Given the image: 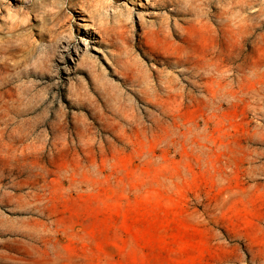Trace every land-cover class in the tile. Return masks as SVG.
Returning <instances> with one entry per match:
<instances>
[{
  "label": "rangeland",
  "instance_id": "rangeland-1",
  "mask_svg": "<svg viewBox=\"0 0 264 264\" xmlns=\"http://www.w3.org/2000/svg\"><path fill=\"white\" fill-rule=\"evenodd\" d=\"M0 264H264V0H0Z\"/></svg>",
  "mask_w": 264,
  "mask_h": 264
},
{
  "label": "bare ground",
  "instance_id": "bare-ground-1",
  "mask_svg": "<svg viewBox=\"0 0 264 264\" xmlns=\"http://www.w3.org/2000/svg\"><path fill=\"white\" fill-rule=\"evenodd\" d=\"M88 1H89V0H88ZM82 5H83L82 7L84 8V7H85V4H84L83 2H82ZM86 5H87V4H86ZM87 7H89V6H87ZM84 9H85V8H84Z\"/></svg>",
  "mask_w": 264,
  "mask_h": 264
}]
</instances>
